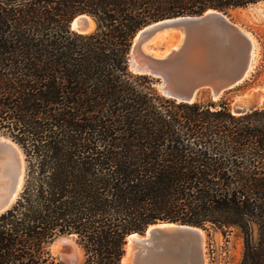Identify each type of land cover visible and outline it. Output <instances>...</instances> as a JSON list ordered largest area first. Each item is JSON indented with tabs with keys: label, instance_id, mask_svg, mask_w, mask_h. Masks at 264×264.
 <instances>
[{
	"label": "trees",
	"instance_id": "1",
	"mask_svg": "<svg viewBox=\"0 0 264 264\" xmlns=\"http://www.w3.org/2000/svg\"><path fill=\"white\" fill-rule=\"evenodd\" d=\"M257 1L0 0V132L26 161L0 264H60L48 247L70 233L82 264H119L127 234L162 221L237 235L234 264H264V107L177 102L127 63L149 22ZM80 13L91 32L70 30Z\"/></svg>",
	"mask_w": 264,
	"mask_h": 264
},
{
	"label": "water",
	"instance_id": "2",
	"mask_svg": "<svg viewBox=\"0 0 264 264\" xmlns=\"http://www.w3.org/2000/svg\"><path fill=\"white\" fill-rule=\"evenodd\" d=\"M248 16L250 21L258 19L254 13ZM90 19L93 21L85 13L77 14L69 28L89 33L93 30H89ZM247 32L252 35L241 22L215 9L155 20L134 33L127 54L128 69L149 76L163 97L189 103L197 99V93L207 91L214 102L246 81L256 67ZM263 105L264 84L251 85L232 95L230 110L241 114ZM18 169L16 182L21 174L23 184V157ZM22 184L11 203L6 195L0 198V213L13 205ZM215 233L190 224L157 222L142 232L127 234L119 264H210L208 249Z\"/></svg>",
	"mask_w": 264,
	"mask_h": 264
},
{
	"label": "rangeland",
	"instance_id": "3",
	"mask_svg": "<svg viewBox=\"0 0 264 264\" xmlns=\"http://www.w3.org/2000/svg\"><path fill=\"white\" fill-rule=\"evenodd\" d=\"M225 13L232 19L241 22L249 31H251L258 45L257 56L255 59V61L257 60L256 67L249 75V78L233 89L225 91L214 101V103H218L219 101L226 100L228 101L230 108L232 95L234 93L240 92L251 85L264 84V3L257 2L255 4H248L245 7L243 6L235 9H229ZM253 13L258 16L257 21H250L248 14ZM206 99L210 100L209 95L207 91H203L196 100ZM262 107H264V105ZM0 136L12 140L11 137L1 132ZM13 142L17 144L15 141ZM23 160L24 165L26 166L24 155ZM213 237L215 238L210 241L208 249V253L210 248L214 249V253L212 255H215V260L212 264H234L240 259L242 252V240L239 236L231 234L228 236V240L224 241L221 233L217 231ZM48 249L50 256L60 264L83 263L84 254L82 248L77 244L74 235L68 236V234H65L57 236L49 244Z\"/></svg>",
	"mask_w": 264,
	"mask_h": 264
},
{
	"label": "bare ground",
	"instance_id": "4",
	"mask_svg": "<svg viewBox=\"0 0 264 264\" xmlns=\"http://www.w3.org/2000/svg\"><path fill=\"white\" fill-rule=\"evenodd\" d=\"M264 3V1L258 2ZM91 30L94 26L93 21L90 19ZM247 34L252 38L253 45V57L256 59L258 45L253 35ZM201 92L197 93L196 98ZM23 157L22 150L13 141L0 136V198L8 196V203H11L13 198L16 196L17 191L20 189L22 184L21 174L19 175L16 182V175L18 172L19 163H21ZM9 188L11 191L9 192ZM121 264H125L123 261Z\"/></svg>",
	"mask_w": 264,
	"mask_h": 264
}]
</instances>
